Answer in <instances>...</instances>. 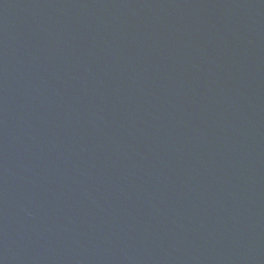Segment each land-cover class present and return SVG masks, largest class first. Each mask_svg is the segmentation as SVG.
<instances>
[{
	"label": "water",
	"instance_id": "water-1",
	"mask_svg": "<svg viewBox=\"0 0 264 264\" xmlns=\"http://www.w3.org/2000/svg\"><path fill=\"white\" fill-rule=\"evenodd\" d=\"M0 264H264V0H0Z\"/></svg>",
	"mask_w": 264,
	"mask_h": 264
}]
</instances>
